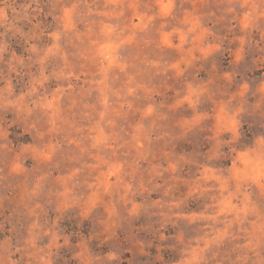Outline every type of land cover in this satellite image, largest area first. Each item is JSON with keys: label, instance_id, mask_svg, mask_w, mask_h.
I'll list each match as a JSON object with an SVG mask.
<instances>
[{"label": "rangeland", "instance_id": "374dc122", "mask_svg": "<svg viewBox=\"0 0 264 264\" xmlns=\"http://www.w3.org/2000/svg\"><path fill=\"white\" fill-rule=\"evenodd\" d=\"M0 264H264V0H0Z\"/></svg>", "mask_w": 264, "mask_h": 264}]
</instances>
